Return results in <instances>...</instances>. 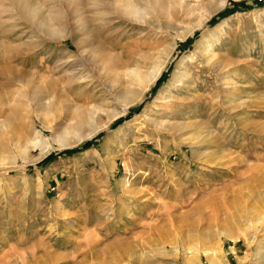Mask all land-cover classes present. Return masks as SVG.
<instances>
[{"label": "rangeland", "instance_id": "374dc122", "mask_svg": "<svg viewBox=\"0 0 264 264\" xmlns=\"http://www.w3.org/2000/svg\"><path fill=\"white\" fill-rule=\"evenodd\" d=\"M97 1L31 0L54 17L48 36L0 2V264H264V0H225L207 22L223 21L215 48L223 70L187 58L181 70L191 86L171 87L203 28L179 34L198 16L167 3L155 19L170 27L147 24V13L128 22L103 65L79 57L69 34L83 36L72 22L92 16ZM174 42L159 76L123 114L78 141L61 136L94 105L82 131L104 125L138 88L129 70L150 71ZM56 56L67 72L86 63L90 79L61 90L67 74L58 72L51 100L31 97L32 85L19 80L7 84V65L36 77L56 68ZM32 130L41 145L25 149Z\"/></svg>", "mask_w": 264, "mask_h": 264}, {"label": "bare ground", "instance_id": "6f19581e", "mask_svg": "<svg viewBox=\"0 0 264 264\" xmlns=\"http://www.w3.org/2000/svg\"><path fill=\"white\" fill-rule=\"evenodd\" d=\"M3 1H6L9 3L8 7H10L11 9L10 8H8V9L12 10L11 12L15 11V12H17V14H20L23 17L30 18L35 29H37L40 32H43L45 34L44 36H48L49 34H51V32L55 31V29L53 28V25H52L54 17H53V15H51L49 13L50 10L45 15L44 14L39 15V13L41 11L40 10L41 7L38 5H33L31 3V0H0V2H3ZM97 2H98L99 7L97 8L96 11L93 12L92 16L87 17L85 14V17L83 20H77L76 19L72 22L74 31L76 29H78V30L80 29V30H83V32H84L83 36H80V37H77L76 35L73 36L74 33H72V32L69 33L72 36V37L71 36L70 37L72 38V44L75 47L74 51L77 52L79 57L83 56V58H84L85 57L84 55H86L88 60H90V62H95V63L98 62V63H102L103 65H106V63L113 60L114 50L117 47H119L118 41H119L120 36L127 32V29H128L127 23L132 22V21H144L146 13H147V17L149 15L154 16L150 20L147 18V24L156 25V23H158L159 26H161V27H164V28L170 27L171 26L170 22H165L163 20V21H161L162 22L161 23V22H158L159 19L158 20L155 19V17H157V16L161 17L164 13H166V7H167L166 4L168 3L171 5H175V6L179 4V5L183 6V11H185L186 16H187V14L192 15V16L196 15L199 18L194 24L186 26L185 29L182 30V32L179 34V36L181 38L185 39L187 37V35L193 33L197 28H203V30L201 31V37H198L199 39H197L194 43V50L192 49L193 50L192 53L184 54L180 58V60L175 65V69L172 72L171 79L165 85L167 87H169L170 85L191 86L192 81L189 80V70H187L186 68L181 70V68L183 67L182 63L187 58H189L192 61L194 57H197V58H200L201 62L204 65L206 64V65L213 67L215 69L216 68H220V69L222 68V70H223L224 66H223V64H221V58L219 57V55L217 56V54H216L217 52H215V48L218 47V45L221 42V37H222L221 34L223 32V29H224L223 21L214 27L207 26V22H208L209 18L218 9H220V7H222L225 0H193V2H190V1L188 2V0H180V1H176V0L175 1H173V0H98ZM6 10H7V8H6ZM52 11H53V9H52ZM10 16H12V14H10ZM38 16H40V17H38ZM156 20H157V22H156ZM78 30H76V32ZM175 44H176V42H174L171 45V47L169 49H167V51L169 50V52H167L168 54H166L165 57H163L164 58L163 60L161 59V61L157 60L154 62L150 71H146L144 73H141L140 71H138L136 69H130L129 70V72H128L129 78L128 79H130V83L138 81V84H137L138 88L135 91H133V94L131 93L130 96L129 95L125 96V100H124L123 104L121 105L120 110H117L115 112H107V119H106V122L104 123V125H101L98 127H93L90 129V131L88 133H84L82 131L83 126H85L89 123V119L92 118L94 116V113L96 112V110L99 109L98 106L92 105L93 106L92 108L90 107L85 111L83 110V111L76 113L72 118L73 122L71 124L67 125L62 130V132L60 133L61 136L64 137L65 134H74L76 136V140L78 141V139H81L85 136H90V135L97 133L101 128H104V126H108L114 118L118 117V115L123 114L125 112V109H126L125 107H126L127 103H130L133 101L136 102V100H138L139 97H141L144 90L147 89V87L151 83H153L156 80V78L159 76V74L162 71V68L165 65L166 60L168 62L167 58L170 56L171 51L175 47ZM71 54H72V52H71ZM65 55H66V52H65ZM73 55H74V53H73ZM73 55H71V56H73ZM66 56L63 55L62 58L66 57ZM71 56L69 55V57H71ZM58 57L59 56H56V58H55L56 59V66H54V67H56V68H53V69L48 68L43 73H37L36 77L33 75V73H28L27 71H24V69L16 70V68H15V70H13V68L10 69V67H8L9 65H7V67L5 68V71H4V74L8 77L7 84L10 85L11 82L13 83V81H14L13 79L19 80V81L23 82V84H25V85H27V84H28V86L32 85L33 95L31 97L38 98V99L47 98L48 100H51L50 98H52L51 97L52 93L56 92V90H58V88H59V87H57V85L59 83H62V81H63L61 75H59V74H62V73L67 74L65 77L66 80L63 82L64 84L61 86V90H67L71 86V84L73 83V80H75V79L79 80V78H80L81 81H85L86 79L87 80L90 79V73H88V71L85 67L86 63L81 64L79 67L76 66V68H74L73 70H70V72H67L69 68L64 69L60 65H58L59 67H57V64L59 63V62L57 63V61L59 60ZM66 59L67 58H65V60H64L65 62L63 61L64 65H65V63H67ZM72 60H73L72 58H71V60H69V58H68V62L69 61L71 62ZM73 62H75V61H73ZM167 62H166V64H167ZM199 64H200V62H199ZM226 64H229V62ZM186 65H188V64H186ZM209 70H211V69H209ZM60 71L62 73H60ZM58 72H59V74H57ZM213 72H215V71H213ZM217 76H219V75H217ZM223 82H229V81L225 78V79H223ZM220 84H222V83H220ZM25 85H23V86L25 87ZM44 92H47V94H45ZM222 92H224V91H222ZM229 92L232 93L233 91L232 90H226L224 95L230 97L231 95H229ZM192 96H194V95H192ZM236 96H237V94H236ZM159 97H161V95H159ZM239 97H242V96H239ZM216 98H218V97H216ZM237 99H238V97H237ZM230 100H233V99H230ZM220 104H221V102H220ZM230 108H232V106ZM239 114H241V113H239ZM127 122H129V121H127ZM43 126L50 128L45 123ZM177 126L179 127V125H177ZM32 132H34L35 136L30 138V139H28V138L25 139V146H24L25 149L28 148V145L29 146L41 145L42 141H41V138H39V132L36 130H32ZM187 248H188V246H187ZM189 248H190V250H192L191 247H189ZM258 248L256 249V254H255L256 259L260 255V249H258ZM194 251H195L196 255L199 253V250L195 249V247H194ZM202 252H203V254H205V256L211 262H213V258L211 257V254L209 253V251L207 249H203ZM188 261L195 263L193 260H188Z\"/></svg>", "mask_w": 264, "mask_h": 264}, {"label": "trees", "instance_id": "16d2710c", "mask_svg": "<svg viewBox=\"0 0 264 264\" xmlns=\"http://www.w3.org/2000/svg\"><path fill=\"white\" fill-rule=\"evenodd\" d=\"M241 2H243V3H246L244 0H241ZM246 5V4H245ZM86 143H88V142H86ZM77 149V147H75V148H65V149H63V150H61L60 152H57V153H61V152H71V151H74V150H76ZM55 153H51V154H49L48 156H52V155H54ZM47 156V157H48Z\"/></svg>", "mask_w": 264, "mask_h": 264}]
</instances>
